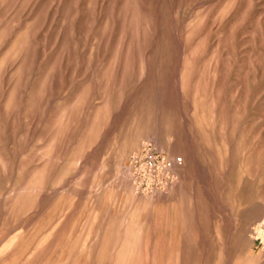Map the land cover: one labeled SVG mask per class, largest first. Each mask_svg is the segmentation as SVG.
<instances>
[{"label":"rangeland","instance_id":"1","mask_svg":"<svg viewBox=\"0 0 264 264\" xmlns=\"http://www.w3.org/2000/svg\"><path fill=\"white\" fill-rule=\"evenodd\" d=\"M0 264H264V0H0Z\"/></svg>","mask_w":264,"mask_h":264},{"label":"bare ground","instance_id":"2","mask_svg":"<svg viewBox=\"0 0 264 264\" xmlns=\"http://www.w3.org/2000/svg\"><path fill=\"white\" fill-rule=\"evenodd\" d=\"M163 168H166V166H164Z\"/></svg>","mask_w":264,"mask_h":264}]
</instances>
